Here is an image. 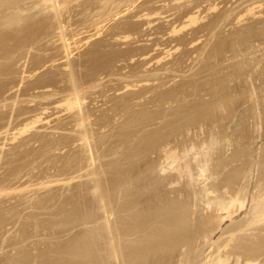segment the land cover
Masks as SVG:
<instances>
[{"label": "rangeland", "instance_id": "rangeland-1", "mask_svg": "<svg viewBox=\"0 0 264 264\" xmlns=\"http://www.w3.org/2000/svg\"><path fill=\"white\" fill-rule=\"evenodd\" d=\"M3 1L0 0V189L2 188L0 190V264H122L119 252H122L121 248L124 244L121 235L125 234L122 232L125 224L128 225L125 231H132V228L134 231V228L140 231L143 238V241L141 237L139 238L140 245L147 242L145 245L149 246L147 249L144 244L142 247L138 245L141 247V249L139 247L140 255H144L140 256L141 258L150 256L151 259L155 251L156 254L158 253L157 256L160 254L162 256L164 245L160 246L161 242H158L161 239L162 242L165 241V246L171 244V248L165 247L167 251L173 250L174 247L176 252V244L185 242L180 240L187 239L189 242L188 238L192 236L196 239V234L202 233V236H198L199 239H193V244L199 240L198 244L196 243L197 248L191 243L194 249L190 246L191 248L187 250L188 253L189 250L190 253L192 252V256L185 253L187 248L185 251L183 249L188 246L182 245L183 248L178 246L183 249L182 253L189 256L188 258H196V262L193 259L195 264H210L215 256L221 254L223 256L219 257L225 258L223 262H226L228 256L231 261L227 259L232 262L227 261L224 264H246L247 261H251L248 260L250 256L245 255L247 252L250 255L249 251H252L251 257L254 256L251 262L254 264L260 261L257 264H262L264 228L261 225L259 228V224L258 227L252 226L261 216L264 217V213L257 214L258 217L254 215L256 218H252L254 206L260 201L251 200L259 197L260 192L263 193L259 199L264 194L262 188L264 186V174H262L264 173V0H49L50 2L20 0L22 3L19 0ZM14 1L16 3L12 5ZM2 2L5 5L8 2V5L5 6ZM19 7L20 12H25L23 15L18 14ZM17 17L21 18H18L20 23ZM60 32L63 35H59ZM65 39L67 44L70 43L68 44L70 48L68 45L63 48ZM67 52L70 53L69 56ZM74 88L78 93L75 92L76 90L72 91ZM72 93L80 96L83 101H80V107H75L74 110L67 105L68 100L74 99ZM85 134L87 141L83 138ZM212 142L216 143V146L212 145ZM204 143L216 148L211 146L206 148ZM182 147L185 153L182 152ZM166 150L175 151V159L184 158L182 161L184 163L188 161L191 169L194 168L197 172L193 169L186 172L188 170L182 164V158L176 159L181 162L182 166L179 167L184 168L180 169L185 174L179 179L181 170L177 169L180 172L178 173L175 169L180 163H173L174 157H170L173 161L170 158L166 159ZM147 156L149 160L147 166L143 161L144 167H141L140 163L143 159L139 158L143 157L146 160ZM206 156L210 161L203 162V165L200 161ZM169 159L172 163H169ZM197 161L201 164L199 165ZM256 162L261 164L258 165ZM132 164H135L136 168L139 165L138 169L148 167L149 169L144 170V174L146 170L149 171L150 173H147L150 179L152 177L154 180L149 179L148 182H151L149 186L146 183V186L150 187L149 190H145L146 186L139 188L141 186L138 184L139 191H137V187L134 188L137 185L134 183L135 179L132 181L128 175L127 180L136 184L131 186L132 182H129L132 189H135V196H132L133 191L124 190L128 187L122 186L125 178L123 175H134L141 184L143 180L147 182L149 177L147 174L146 180H142L145 177L142 169L137 170ZM201 165L206 166L208 171L203 172V169L207 170V168L202 166V169ZM219 165L220 168H217ZM169 166H173L170 167L173 169L170 170ZM127 168L130 172L126 173L128 171L125 170L126 174L122 173ZM133 168L140 176L143 175L142 178L138 177L140 180L135 170L132 171ZM168 172H175L176 178L167 180L169 177L172 179L175 177L173 173L172 176H168L170 174ZM190 172L193 173L192 176ZM209 172H211L210 176ZM221 172H224L225 177ZM186 173L190 176L189 179ZM166 174L168 177H164ZM161 176L167 178L165 179L167 181L165 182ZM159 177L165 182L162 183L161 180L162 185L159 184ZM192 178L196 185H193ZM197 180L199 182H196ZM203 180L204 182H201ZM96 183L99 188L98 194L97 191L93 192ZM210 185L214 187L218 185L219 190L214 187L209 188ZM157 186L160 190H165V194L168 193V197L166 196L168 201L165 200L164 193L161 195L165 198H159L161 196L156 189ZM3 189L6 191L3 192ZM140 189L144 190L140 191ZM205 189H208L206 193L212 189V192L208 193L211 196L209 199ZM153 190L156 191L155 196L159 193L156 196L159 201L154 197L150 198L153 196ZM144 191L146 194L149 192V199L152 201V203L149 201V205L155 207L159 206L158 203L162 205L160 208L156 207L157 211L152 213L155 207L151 206V209L148 204H144L143 208L142 202H137L138 207L142 204V207L136 209L141 215L137 212V218L134 216L128 218L130 212L127 213L125 209H128L131 201ZM257 193L259 195H256ZM147 195H142V198L138 196L137 200L142 199L145 202L144 197ZM229 195L230 197L233 195L239 201L244 200L246 208L244 207L241 213L237 210L239 205L236 203L238 208L231 209L232 216L233 211L235 216L232 217V221L223 219L225 222L220 217L223 216V208H227L234 198L231 197L229 201ZM215 196H218L217 203L214 200ZM124 197L132 199L130 201L128 199L130 204ZM221 198L224 200L223 205L226 203L225 207L219 206L223 203ZM154 200L155 203L158 201L156 205L153 204ZM251 202L255 203L254 206ZM125 203H128V207ZM163 205L168 207L163 208ZM212 205L213 207L216 205V208ZM146 207L151 211H147ZM176 211L179 214L175 213ZM165 212H169L167 214L170 218ZM190 213L197 216L193 217ZM174 215L176 217L179 215L180 218L177 219ZM159 217L161 219L163 217V221ZM212 217L216 218V222ZM246 217L252 218L249 221L253 225L247 222L248 227L251 225L248 229L252 228L251 232L244 230L245 233L250 232V234L241 232L243 226L240 225L248 220ZM221 220L224 222H222L223 226ZM262 220L264 221V218L260 221ZM175 221L179 222L178 225ZM130 223L132 224L129 225ZM108 229L114 232L110 236L115 241L113 244L118 251L116 253L118 260L115 259L117 257L115 253L107 252L109 251L107 249H110V244H107L109 236L105 237L109 233ZM161 230L163 233L166 231L167 235ZM190 231L193 234L196 231L197 233L193 236ZM102 232L105 233L104 236ZM188 234H191L190 237ZM178 235L183 238H177ZM167 237L168 239H164ZM252 237L258 241L254 239L253 246L250 243ZM124 238L126 241L127 238L133 237L125 235ZM146 238L148 239L144 241ZM235 238L238 239L234 240ZM152 240L157 241L156 245H159L156 247L155 242H150ZM204 243L208 244L204 245ZM240 243L243 246H240ZM249 243L251 245H248ZM255 245L259 247L263 245L261 247L263 250L259 247L255 248ZM226 246L233 250L227 247L228 250ZM158 248L163 251L157 250ZM198 248H201L199 252ZM254 250L259 253H255ZM201 251L203 256L200 255ZM173 252L174 250L170 254ZM178 252L173 253L176 254L174 257L182 256L178 255ZM241 253L246 263L242 260L244 258L241 257ZM197 254L200 257H197ZM235 254L242 258L241 262H236ZM186 256L183 255L179 259L182 260ZM176 257V261L173 259L170 264L182 263L177 261L179 259ZM149 258L147 260L150 262ZM188 258L184 260H190ZM192 258L190 261H193ZM194 262L190 263L194 264ZM183 263L185 264V261Z\"/></svg>", "mask_w": 264, "mask_h": 264}, {"label": "bare ground", "instance_id": "bare-ground-1", "mask_svg": "<svg viewBox=\"0 0 264 264\" xmlns=\"http://www.w3.org/2000/svg\"><path fill=\"white\" fill-rule=\"evenodd\" d=\"M2 1H3V0H2ZM7 1H8V0H7ZM16 1H17V0H16ZM19 1H20V0H19ZM22 1H23V0H22ZM42 1H43V0H42ZM46 1H47V0H46ZM51 1H52V0H51ZM75 1H76V0H75ZM78 1H79V0H78ZM103 1H104V0H103ZM112 1H113V0H112ZM3 2H5V1H3ZM3 2H2V3H3ZM10 2H11V0H10ZM20 2H21V1H20ZM20 2H18V4H20ZM48 2H50V1L48 0ZM53 2H55V1H53ZM15 3H16V2L14 1V3H12V5L15 4ZM21 3H22V2H21ZM55 3H56V2H55ZM105 3H106V2H105ZM3 4H4V3H3ZM18 4H17V5H18ZM33 4H34V3H33ZM47 4H48V3H47ZM103 4H104V3H103ZM4 5H5V4H4ZM6 5H8V2H7ZM6 5H5V6H6ZM12 5H11V6H12ZM17 5H16V6H17ZM20 5H21V4H20ZM36 5H38V7H39V4H38V3H37ZM45 5H46V3H45ZM56 5H57V4H56ZM62 5H63V4H62ZM9 6H10V5H9ZM16 6H14V7L16 8ZM40 6H41V5H40ZM54 6H55V5H54ZM105 6H107V5H105ZM105 6H104V7H105ZM17 7H18V6H17ZM42 7H43V6H42ZM47 7H48V6H47ZM51 7H53L52 4H51ZM57 7H58V6H57ZM57 7H56V9H58ZM107 7H108V6H107ZM7 8H8V6H7ZM17 9H18V12H20L21 8L19 7V8H17ZM19 9H20V10H19ZM35 9H37L36 6H35ZM50 9H51V8H50ZM53 9H55V8H53ZM59 9H60V8H59ZM100 9H101V8H100ZM27 10H28V9H27ZM48 10H49V9H48ZM102 10H103V9H102ZM111 10H112V9H111ZM8 11H9V10H8ZM16 11H17V10H16ZM22 11H23V10H22ZM25 11H26V10H25ZM46 11H47V10H46ZM54 11H55V10H54ZM44 12H45V11H44ZM109 12H110V11H109ZM15 13H16V12H15ZM24 13H25V12H23V13L20 12V13H18V14H22V15H23ZM110 14H111V13H110ZM53 15H54V14H53ZM106 15H107V14H106ZM19 16H20V15H19ZM148 16H149V15H148ZM20 17H21V16H20ZM20 17H17V18H16V19L18 20L19 23L21 22V21H19V20L21 19ZM104 17H105V16H104ZM107 17H108V16H107ZM18 18H20V19H18ZM25 19H26V18H25ZM103 19H104V18H103ZM23 20H24V19H23ZM23 20H22V21H23ZM14 21H15V20H13V22H14ZM27 21H28V19H27ZM23 22H24V21H23ZM58 22H59V21H58ZM7 23H8V22H7ZM9 23H10V21H9ZM9 23H8V24H9ZM14 23H16V22H14ZM19 23H17V25H18ZM60 23H61V21H60ZM60 23H59V24H60ZM3 24H4V23H3ZM11 24H12V23H11ZM21 24H22V23H21ZM14 25H15V24H14ZM19 25H20V24H19ZM66 25H67V24H66ZM4 26H6V25H4ZM4 26H3V27H4ZM20 26H21V25H20ZM60 26H61V25H60ZM10 27H11V26H10ZM10 27H9V28H10ZM7 28H8V27H7ZM12 28H13V26H12ZM62 28H64V27L62 26ZM15 29H16V28H15ZM15 29H14V30H15ZM18 29H19V28H18ZM59 29L61 30V28H59ZM14 30H13V31H14ZM7 31H8V30H7ZM10 31H11V30H10ZM63 31H64V30H63ZM64 33H65V32H64ZM59 35H63V34H61V32H60ZM64 35H65V34H64ZM8 36H9V35H8ZM64 38H66V37L64 36ZM63 40H64V39H63ZM61 41H62V38H61ZM65 42H66V39H65ZM63 44H64V46L62 45L63 48H64L65 46H67L68 44L70 45V43L67 44V42H66V43L63 42ZM69 45H68V47L70 48ZM31 47H32V46H31ZM65 48H66V47H65ZM67 49H68V48H67ZM67 49H66V51H67ZM64 50H65V49H64ZM30 51H31V50H30ZM30 51H29V52H30ZM66 51H65V52H66ZM68 51H69V50H68ZM66 54L68 55V54H70V53L67 52ZM24 55H25V54H24ZM68 56H69V55H68ZM27 58H28V57H27ZM22 61H23V60H22ZM25 63H26V62H25ZM23 73H24V72H23ZM71 79H72V78H71ZM72 82H73V81H72ZM74 86H75V85H74ZM75 90H76V91H75ZM72 91L77 92V89L74 88V90H72ZM67 93H68V92H67ZM73 93H74V92H73ZM73 93H72V94H73ZM77 93H78V92H77ZM77 93H75V94H77ZM79 93H80V91H79ZM70 94H71V93H70ZM78 95H79V94H78ZM70 96H71V95H70ZM74 96H75L74 94H73V97L71 96V97L74 98V99H72V100H68L69 102L67 101V102H68V104H67L68 107H69L70 109L73 108L72 110H74L75 107H80L79 103H80V101H82L80 96H79L80 99H79V97H78L77 95H76L75 97H74ZM67 97H68V96H67ZM48 98H49V97H48ZM50 98H51V97H50ZM69 99H71V98L69 97ZM66 100H67V99H66ZM45 101H46V100H45ZM82 102H83V101H82ZM81 104H82V103H81ZM78 109H79V108H78ZM45 110H46V109H45ZM79 110H80V109H79ZM70 111H71V110H70ZM130 111H131V110H130ZM12 115H13V114H12ZM81 115H82V114H81ZM82 116H83V115H82ZM36 117H37V116H36ZM40 119H41V118H40ZM80 120H81V119H80ZM82 120H83V119H82ZM28 122H29V121H28ZM32 122H33V121H32ZM34 122H38V121H34ZM34 122H33V123H34ZM33 123H32V124H33ZM79 123H82V122H79ZM85 123H86V122H85ZM85 123H84V124H85ZM23 125H24V124H23ZM29 125H31V124H29ZM33 125H34V124H33ZM36 125H37V123H36ZM82 125H83V123H82ZM7 127H8V126H7ZM23 127H24V126H23ZM78 127H80V125H79ZM78 127H77V129H80V128H78ZM28 128H29V126H28ZM28 128H26V129H28ZM21 129H22V127H21ZM81 129H82V128H81ZM83 129H84V126H83ZM29 130H30V129H29ZM85 130H86V129H84V132H85ZM6 131H7V129H6ZM24 131H25V130H24ZM27 131H28V130H27ZM30 131H31V130H30ZM80 131H81V130H80ZM22 132H23V131H22ZM25 132H26V131H25ZM2 133H3V132H2ZM5 133H6V132H5ZM7 133H8V132H7ZM86 133H87V132H86ZM19 134H21V132H19ZM22 134H23V133H22ZM83 134H84V133H83ZM80 135H81V134H80ZM10 136H11V135H10ZM10 136H9V137H10ZM84 136H85V137H83V138H84V141H85V140L87 141L86 134H85ZM87 136H88V135H87ZM20 137H21V136H20ZM15 138H16V137H15ZM111 138H112V137H111ZM5 140H6V139H4V141H5ZM81 140H82V139H81ZM226 140H227V139H226ZM6 141H7V140H6ZM82 141H83V140H82ZM9 142H10V141H9ZM208 142H209V141H208ZM208 142H207V143H208ZM0 143H1V142H0ZM90 143H91V142H90ZM212 143H213V142H212ZM212 143H210V144H212ZM256 143H257V142H256ZM204 144H205V143H204ZM215 144H216V143H213L212 145H215ZM182 145H183V144H182ZM193 145H194V144H193ZM205 145H206V144H205ZM212 145H209V144H208L209 147L211 146V147L214 148V147L216 146V145H215V146H212ZM188 146H189V145H188ZM206 146H207V145H206ZM206 146H205V147H206ZM208 146H207L206 148H208ZM0 147H1V146H0ZM245 147H246V146H245ZM88 148H89V147L87 146L86 149H88ZM185 148H186V147H185ZM200 148H201V147H200ZM215 148H216V147H215ZM174 149H175V148H174ZM218 149H219V148H218ZM181 150H182L183 153H185V151H183V147H182ZM186 150H187V148H186ZM211 150H212V148H211ZM211 150H208V152L211 151ZM166 151H167V153H165V154H166L165 157L167 156L166 159L175 156V154H174L175 151H174V150H173L174 152H172V151L170 152V151H168V150H166ZM187 151H188L187 153H189V150H187ZM200 151H201V150H200ZM205 151H207V150L205 149ZM182 152H180V155H181ZM191 152H192V151H191ZM214 152H215V150H214ZM199 153H200V152H199ZM202 153H203V152H202ZM210 153H211V152H210ZM210 153H209V154H210ZM212 153H213V152H212ZM176 154L178 155V152H176ZM193 154H194V151H193ZM226 154H227V153H226ZM195 155H197V154L195 153ZM199 155H200V154H199ZM207 155H208V154H207ZM0 156H1V155H0ZM181 156H182V155H181ZM185 156H187V155H185ZM189 156H190V154H189ZM193 156H194V155H193ZM197 156H198V155H197ZM219 156H220V155H219ZM254 156H255V155H254ZM144 157H145V156H144ZM162 157H163V156H162ZM162 157H161V158H162ZM176 157H177V156H176ZM198 157H199V156H198ZM201 157H202V155H201ZM208 157H209V156H208ZM212 157H213V156H212ZM212 157H211V158H212ZM258 157H259V159L261 160L260 155H259ZM258 157H257V158H258ZM262 157H263V156H262ZM138 158H139V157H138ZM180 158H182V157H180ZM180 158L178 157V158H176V159H179V160H180ZM188 158H189V157H188ZM206 158H207V156L204 158L203 161H200V160H199V161L203 164V162H206V161H208V160L210 159V158H209V159L207 160ZM135 159H137V158H135ZM139 159H143V160H141V163H140L141 167H142V166L144 167L143 164H145V165L147 166V161H149V160H147V159H148V156H147L146 160H144L143 157H142V158L140 157ZM163 159H165V158H163ZM166 159H165V162H166ZM170 159H171L172 161H173V159H174L173 163H180V164L177 165L178 167H179L180 165L182 166V164H184L185 169L188 170V171L185 170L186 172H189V169H190V171H191L192 169H193V171H196V170H194V168L191 169V167H190L191 164H189L188 161L186 162V160H185L186 163H184V162L182 161L184 158L181 159V161L183 162L182 164H181V162H180L179 160L177 161V160L175 159V157H174L173 159H172V158H170ZM170 159H169V163H172V161H171ZM195 159H196V158H195ZM199 159H200V157H199ZM255 159H256V158H255ZM263 159H264V158H263ZM137 160H138V159H137ZM151 160H152V159H151ZM192 160H194V159L192 158ZM212 160H213V158H212ZM143 161L146 162V163H143V164H142ZM162 161H163V160H162ZM199 161H197V163H198ZM209 161H210V160H209ZM209 161H208V162H209ZM261 161H262V160H261ZM137 162L139 163V160H138ZM153 162H154V161H153ZM200 162H199V165L201 164ZM211 162H212V161H211ZM263 162H264V161H263ZM130 163H131V162H130ZM138 163H137V164H138ZM169 163H168V164H169ZM190 163H191V162H190ZM213 163H214V161H213ZM243 163H244V162H243ZM254 163H255V162H254ZM256 163H258V162H256ZM124 164H125V162H124ZM124 164H122V165H124ZM127 164H129V163H127ZM127 164H126V165H127ZM135 164H136V163H135ZM135 164H134V165H135ZM137 164H136V165H137ZM168 164H167V165H168ZM194 164H196V163H194ZM260 164H261V162L258 163V165H260ZM126 165H125V166H126ZM130 165H131V164H130ZM130 165H128V166H130ZM134 165L132 164V166H134ZM136 165H135V167H134L135 169H137V170L142 169V168H139V169H138V166H139V165H138L137 168H136ZM149 165H150V164H149ZM149 165H148V166H149ZM161 165L163 166L164 163L161 164ZM172 165H173V164H172ZM203 165H204V164H203ZM203 165H201L200 167L202 168ZM213 165H214V164H213ZM213 165H211V166H213ZM258 165H257V166H258ZM262 165H263V164H262ZM146 166H145V168H143V169L141 170V171L143 172V174H144V170H145V169H149L148 167L146 168ZM195 166H196V165H195ZM197 166H198V165H197ZM216 166H217V165H216ZM254 166H255V165H254ZM263 166H264V165H263ZM122 167H123V166H122ZM139 167H140V166H139ZM170 167H173V166H169L168 168L170 169ZM175 167H176V166H175ZM178 167L175 169L176 171H178L177 169H180V168L184 169L183 167H179V168H178ZM198 167H199V166H198ZM204 167H206V166H203V168H204ZM258 167H259V166H258ZM258 167H257V169H258ZM129 168H130V167H129ZM134 168H133L132 171L135 170ZM203 168H202V169H203ZM206 168H207V167H206ZM214 168H215V167H214ZM217 168H220V165H219ZM253 168H255V167H253ZM261 168H262V166H261ZM122 169H123V168H122ZM172 169H173V168H172ZM172 169H170V170H172ZM125 170L128 171V172H126ZM137 170H135L134 172L137 173V172H138ZM161 170H162V172H163V168H162ZM180 170H181V169H180ZM203 170H204L203 172L208 171V168H207V170H206L205 168H204ZM209 170H210V169H209ZM212 170H213V169H212ZM214 170H215V169H214ZM251 170H252V168H251ZM251 170H250V171H251ZM255 170H256V169H255ZM121 171H122V170H121ZM123 171H124V172H122V173H125V172H126V173H129V172H130V171L128 170V168H127V169H124ZM173 171H174V170H173ZM185 171H184V172H185ZM218 171H219V170H218ZM218 171H217V172H218ZM224 171H225V170H224ZM250 171H249V172H250ZM134 172H131V173H134ZM139 172H140V171H139ZM147 172L150 173L149 171L146 170V174H144V176H145L144 178H142L143 175H141V176H142V177H141L140 174L137 173V175H138L137 178H138V177H139V178H142V180L145 179V178H147V177H146L147 174H148ZM159 172H160V171H159ZM164 172H165V169H164ZM170 172H171V171H170ZM170 172H168V173H170ZM182 172H183V171L181 170V173H182ZM196 172H197V171H196ZM217 172L215 173L216 175H217ZM225 172H226V171H225ZM251 172H253V171H251ZM254 172H255V171H254ZM254 172H253V173H254ZM260 172H261V171H260ZM263 172H264V171H263ZM94 173H95V171H94ZM126 173H125V174H126ZM136 173H135V174H136ZM172 173H173V172H172ZM172 173H170L169 175L166 174V175H164V177H166L167 175H168V176H170V175L172 176L173 174H174V176H175V172H174L173 174H172ZM178 173H180V172L178 171ZM178 173H177V174H178ZM200 173H201V172H200ZM210 173H211V172L208 173L209 176H210ZM221 173H222V172H221ZM223 173H224V172H223ZM223 173H222V175H224V177H225V174H223ZM255 173H256V172H255ZM92 174H93V173H92ZM153 174H154V173H153ZM153 174H151V176H152ZM177 174H176V175H177ZM183 174H184V173H182L181 175L179 174L180 176H178V178L181 177ZM191 174H193V173L190 172V175H191ZM208 174H207V175H208ZM213 174H214V172H213ZM219 174H220V173H219ZM251 174H252V173H251ZM259 174H260V173H259ZM262 174H264V173H262ZM122 175H123V174H122ZM128 175L130 176V179H131V180H132V179H133V180L135 179V180H134V181H135L134 183H136L137 185L134 184V183L132 182L133 180H132V181L130 180V181L132 182V184L130 183L131 186L136 185V186H134V188L137 187L138 184H139V186H141V187H139V188H144L143 186H146V185H147L146 183H148V186L151 185V182H148L149 179H150V175H149V174H148V177H149V178L147 179V182L143 180V181L145 182V184H144V182L142 181V184H144V185L141 184V181H139V182H140V183H139V182L137 181V179L135 178L136 176H134V175H131V174L123 175V176H125V178L122 177V178H124V180H123L124 182H123L122 186L125 185V187H128V188H126V189L124 188V190L129 189V191H131V192L133 191L132 193H134V194H132V193L129 192V194H132V196H133V195L135 196L136 193H135V191H134L135 189L133 190L132 187L129 185V182H130V181L127 180V179H129V178H128V177H129ZM154 175H155V174H154ZM160 175H161V174H160ZM162 175H163V174H162ZM186 175H187V173H186ZM194 175H195V174H194ZM199 175H200V174H199ZM202 175H203V173H202ZM202 175H200V176L202 177ZM248 175H249V174H248ZM96 176H97V175H96ZM127 176H128V177H127ZM131 176H134V177L131 178ZM156 176H157V175H156ZM168 176H167V177H168ZM184 176H185V174H184ZM184 176H182V177H184ZM187 176H188V175H187ZM187 176H186V177H187ZM191 176H192V175H191ZM230 176H231V175H230ZM261 176H262V175H261ZM263 176H264V175H263ZM47 177H48V176H47ZM47 177H46V178H47ZM126 177H127V178H126ZM164 177L161 176V178L165 181V179H167V178H164ZM182 177H181V179H182ZM189 177H190V176H188L187 179H189ZM216 177H217V176H216ZM216 177H213V178H216ZM258 177H260V176L258 175ZM79 178H80V177H79ZM95 178H97V177H95ZM139 178H138V180H140ZM155 178H156V177H155ZM161 178L159 177V181H160L159 184H160V185H162V184H161V180H162ZM174 178H176V176L173 177V179H172L171 177H169V179H167V180H170V179H171V180H174ZM193 178H194V176H193ZM193 178H192V182H193ZM208 178H209V177H208ZM230 178H231V177H230ZM157 179H158V177H157ZM179 179H180V178H179ZM179 179H178V180H179ZM187 179H186V180H187ZM194 179H195V178H194ZM205 179H206V177H205ZM211 179H212V177H211ZM216 179H217V178H216ZM232 179H233V178H232ZM145 180H146V179H145ZM150 180H151V181H154V180L152 179V177H151ZM155 180H156V179H155ZM163 180H162V183L164 182ZM167 180H166V181H167ZM201 180H202V179H201ZM207 180H208V179H207ZM228 180H229V179H228ZM244 180H245V179H244ZM254 180H255V179H254ZM99 181H100V180H99ZM126 181H127V182H126ZM156 181H158V180H156ZM159 181H158V182H159ZM166 181H165V182H166ZM182 181H184V180H182ZM259 181H260V179H259ZM261 181H262V180H261ZM137 182H138V183H137ZM165 182H164V183H165ZM171 182H172V181H171ZM196 182H199V181L197 180ZM201 182H204V180L201 181ZM207 182H208V181H207ZM209 182H210V179H209ZM227 182H228V181H227ZM263 182H264V181H263ZM121 183H122V182H121ZM149 183H150V184H149ZM154 183H155V182H154ZM175 183H176V180H175ZM183 183H184V182H183ZM205 183H206V181H205ZM215 183H216V182H215ZM221 183H224V182H221ZM43 184H44V183H43ZM96 184H97V183H96ZM96 184H95V185H96ZM133 184H134V185H133ZM140 184H141V185H140ZM156 184L158 185L157 182H156ZM170 184H171V183H170ZM181 184H182V182H181ZM190 184H191V183H190ZM194 184H195V183L193 182V185H194ZM207 184H208V183H207ZM209 184H210V183H209ZM261 184H262V183H261ZM263 184H264V183H263ZM32 185H33V184H32ZM99 185H100V184H99ZM126 185H128V186H126ZM177 185H179V182H178ZM177 185H176V187H177ZM195 185H196V184H195ZM202 185H203V184H202ZM218 185H219V184H218ZM218 185H216V187L210 185L209 188H210V187H214V188L217 190V189H218ZM222 185H223V184H222ZM226 185H227V184H226ZM245 185H246V184H245ZM18 186H19V185H18ZM97 186H98V184L95 186V188H94L95 191H93V192L95 193V192L97 191V194H98L99 190H97V189H99V188H98ZM129 186H130V187H129ZM152 186H153V184H152ZM154 186H155V185H154ZM154 186H153V187H154ZM172 186H173V183H172ZM186 186H187V184H186ZM186 186H184V187H186ZM191 186H192V185H191ZM227 186L229 187V185H227ZM96 187H97V188H96ZM146 187H147V186H146ZM146 187H145V188H146ZM180 187H181V186H180ZM188 187H189V186H188ZM223 187H224V186H223ZM68 188H69V187H68ZM154 188H155V187H154ZM209 188H208V189H209ZM214 188H212V189L214 190ZM234 188H235V187H234ZM259 188H261V185L259 186ZM262 188H264V186H263ZM1 189H2V188H1ZM1 189H0V190H1ZM12 189H13V188H12ZM81 189H82V188H81ZM94 189H93V190H94ZM131 189H132V190H131ZM147 189L149 190L150 187H147L145 190H147ZM156 189H157V191L160 193V196H161V197H159L160 199H164L166 196L168 197V193L165 194V192H164L165 190H164V191H163V190H160V187L158 188V186L156 187ZM156 189H155V190H156ZM163 189H164V188H163ZM168 189H169V188H168ZM189 189H190V188H189ZM208 189H205L206 191L204 190L205 193L207 192ZM212 189H210L211 191L209 190L208 193H211V192H212ZM3 190H4V189H3ZM3 190H2V191H3ZM100 190H101V189H100ZM143 190H144V189H143ZM143 190L140 189V191H143ZM181 190H182V189H181ZM185 190H186V189H185ZM216 190H214V191L216 192ZM218 190H219V189H218ZM218 190H217V191H218ZM235 190L237 191L236 188H235ZM2 191H1V192H2ZM5 191H6V190H4L3 192H5ZM9 191H10V190H9ZM120 191H121V190H120ZM127 191H128V190H127ZM137 191H139V190H138V187H137ZM137 191H136V192H137ZM161 191H162V192H161ZM167 191H168V190H166V192H167ZM175 191H176V190H175ZM182 191H183V190H182ZM182 191H181V193H182ZM188 191H189V190H188ZM188 191H187V192H188ZM192 191H195V190H193V188H192ZM192 191H191V192H192ZM204 191H203V192H204ZM224 191H225V190H224ZM224 191H223V192H224ZM233 191H234V190H233ZM258 191H259V189H258ZM261 191H262V190H261ZM101 192H102V191H101ZM122 192H125V191H122ZM144 192H145V193H144ZM144 192H143V194H142V192H141V194H142L143 196H144V195L146 196V195L149 193V192H148V193L146 194V191H144ZM152 192H154V190H153ZM152 192H150V195L152 194ZM155 192H156V191H155ZM155 192L153 193V196H151L150 198H152V197H154V199L158 198V197H156V196L159 195V193L157 192L158 194L155 196ZM172 192H173V191H172ZM177 192H178V191H177ZM177 192H176V193H177ZM189 192H190V191H189ZM226 192H227V191H226ZM238 192H239V191H238ZM238 192H236V194H238ZM137 193H138V192H137ZM163 193L165 194V197L163 196L164 198H163L162 195H161V194H163ZM195 193H196V191H195ZM205 193H204V194H205ZM208 193H206V194H208ZM213 193H214V192H213ZM213 193H212V194H213ZM239 193H240V192H239ZM258 193H259V192H258ZM258 193H257L256 195H259L260 193H261L260 195H262L263 192H260L259 194H258ZM99 194H100V193H99ZM122 194L125 195L124 193H122ZM126 194H127V192H126ZM129 194H128V195H129ZM141 194L138 195L140 198L143 197ZM164 194H163V195H164ZM186 194H187V193H186ZM197 194L199 195V193H197ZM214 194H216V193H214ZM226 194H227V193H226ZM226 194H225V195H226ZM245 194H246V193H245ZM100 195H101V194H100ZM119 195H120V194H119ZM140 195H141L142 197H141ZM178 195H179V194H178ZM180 195H181V194H180ZM184 195H185V194H183V196H184ZM187 195H188V194H187ZM187 195H186V197H187ZM208 195H209V194H208ZM233 195H234V194H233ZM233 195H232L231 197H234V196H235V195H234V196H233ZM238 195H239V194H238ZM238 195H237V196H238ZM240 195H241V194H240ZM240 195H239V196H240ZM260 195H259V197H260ZM120 196H121V195H120ZM126 196H127V195H126ZM129 196L131 197V195H129ZM138 196H136L135 199H133V201H131V202H132L131 204L128 202V199H129V201L132 200V199H131V198L126 199V198L124 197V199H126V201L131 205L128 209H125V207H124V209L128 211L127 213L130 212L129 214H130L131 216L128 215V218H133V216H134V218H137V217H138V216L136 217V214H137V212H138V211H136V209H137V207H138V203H140V201H141L142 204H143V205H142V204H139L140 207L143 206V208H144V207H145L144 204H148L147 206H150L149 208H151V206H152L153 208L155 207V206L152 205V204L149 205L150 203H152L151 199H149V194L147 195L148 198H147V197H144V198H146V200H148V201H147L148 203L146 202V200H145V202H144V200H142V199H141V200H137V199H138ZM188 196H189V195H188ZM201 196H202V195H201ZM204 196H205V195H204ZM227 196H228V195H227ZM244 196H245V195H244ZM246 196H247V194H246ZM8 197H9V196H8ZM96 197H97V196H96ZM98 197H99V196H98ZM121 197H122V196H121ZM121 197H120V198H121ZM127 197H128V196H127ZM167 197L165 198V200H167ZM170 197H171V196H170ZM176 197H177V196H176ZM181 197H182V196H181ZM205 197H206V196H205ZM210 197H211V196L209 195L208 199H209ZM217 197H218V196H215V197H214V198H215L214 200H216V203H217V201H218V200L216 199ZM219 197H220V196H219ZM223 197H224V196H222V198H223ZM229 197H230V195H229ZM231 197L228 199L229 201H231ZM235 197H236V196H235ZM235 197L232 198L233 200L229 203V206H228L227 208L225 207V206H226V203H225V205H223V204H224V202H223L224 200L221 198V199H222L221 201H222L223 203H220V204H222V205L219 204V206H223V207H225V208H223L224 213H223L222 210L220 209V210H221V213H223V216L220 217V219L222 218V220L225 219L226 221H227V219H230V220H231L232 217L235 216V211H233V212H234V213H233L234 215L232 216V210H231V209L235 210V209H237L238 207H239V208H238L237 210H238L239 212L242 213L243 208L246 206V204H245L246 202L243 200L244 198L242 199L243 201H239V200L235 199ZM247 197H248V196H247ZM250 197H251V196H250ZM252 197H253V196H252ZM259 197L257 196V198H254L253 200H251V201H254V200L256 199L254 202H259V201H260L258 204L256 203V206H254V204H255L254 202H253L254 204L251 202V203L253 204V206L255 207V209H253V211H254V210H255V211L252 212L251 216H252V215H253V216H254V215L257 216V214H259V215L261 214V215H262V214L264 213V203H263V202H264V198H263V197H264V194H263V196L260 198L261 200L259 199ZM100 198H101V196H100ZM132 198H133V197H132ZM144 198H143V199H144ZM179 198H180V197H179ZM224 198H225V197H224ZM226 198H228V197H226ZM236 198H237V197H236ZM241 198H242V197H241ZM245 198H246V197H245ZM262 198H263V199H262ZM121 199H122V198H121ZM152 199H153V198H152ZM160 199H159V200H160ZM169 199H170V198H169ZM180 199H181V198H180ZM188 199H190V198H188ZM202 199H203V198H202ZM212 199H213V198H212ZM219 199H220V198H219ZM234 199H235V200H234ZM257 199H259V200L257 201ZM156 200H158V199H156ZM159 200H158V201H159ZM170 200H171V199H170ZM170 200H169V201H170ZM183 200H184V199H182V202H183ZM186 200H187V199H186ZM205 200H206V199H205ZM210 200H211V199H210ZM246 200H247V199H246ZM262 200H263V202H262ZM119 201H120V199H119ZM149 201H151V202L149 203ZM158 201L155 203V200H154V203H153V204L156 205V204L158 203ZM167 201H168V200H167ZM177 201H178V199H177ZM203 201H204V200H203ZM203 201H202V203H203ZM221 201H220V202H221ZM229 201H228V202H229ZM238 201H239V202H238ZM249 201H250V199H249ZM133 202H134V203H133ZM137 202H138V203H137ZM178 202H179V201H178ZM182 202H181V203H182ZM206 202H207V200H206ZM210 202H211V201H210ZM244 202H245V203H244ZM247 202H248V201H247ZM120 203H121V202H120ZM123 203H124V201H123ZM123 203H122V204H123ZM128 203H125V205H127V207H128ZM162 203H164V201H163ZM166 203H167V202H166ZM218 203H219V202H218ZM236 203H237V205H239L238 207H236V206H237ZM97 204H98V203H97ZM158 204H159V206L157 205L156 207L160 208V206H161L162 204H160V203H158ZM169 204H170V202H169ZM179 204H180V203H179ZM184 204H185V202H184ZM208 204L211 205V203H208ZM212 204H213V202H212ZM249 204H250V203H249ZM141 205H142V206H141ZM216 205L218 206V204H216ZM216 205H215V206H216ZM247 205H248V204H247ZM250 205H251V204H250ZM120 206H121V205H120ZM163 206H164V205H163ZM166 206H167V205H166ZM166 206H164L163 208H165ZM178 206H181V205H178ZM186 206H188V205H186ZM194 206H195V205H194ZM215 206H214V207H215ZM251 206H252V205H251ZM118 207H119V206H118ZM140 207H138V208H140ZM156 207H155L154 211H152V213H153V212L155 213V210L157 211ZM167 207H168V206H167ZM183 207H184V206H183ZM212 207H213V205H212ZM214 207H213V208H214ZM98 208H99V207H98ZM102 208H103V207H102ZM119 208H120V207H119ZM146 208L148 209L147 211L150 210L148 207H146ZM169 208H170V206H169ZM181 208H182V207H181ZM193 208H194V207H193ZM195 208H196V207H195ZM215 208H216V207H215ZM220 208H221V207H220ZM245 208H246V207H245ZM245 208H244V209H245ZM248 208H249V207H248ZM103 209H104V208H103ZM151 209H152V208H151ZM186 209H187V208H186ZM186 209H184V210H186ZM211 209H212V208H211ZM251 209H252V208H251ZM105 210H106V209H105ZM105 210L103 211L104 213L106 212ZM116 210H117V209H116ZM122 210H123V209H122ZM122 210H121V211H122ZM161 210H162V209H161ZM164 210H165V209H164ZM174 210H175V209H174ZM179 210H181V209H178V211H179ZM212 210H214V209H212ZM215 210H216V209H215ZM220 210H219V211H220ZM246 210H247V209H246ZM131 211H132L133 213H132ZM141 211H143V210L141 209ZM141 211H140V212H141ZM150 211H151V210H150ZM188 211H189V210H188ZM208 211H209V210H208ZM210 211H211V210H210ZM123 212H124V211H123ZM123 212H122V213H123ZM125 212H126V211H125ZM143 212H144V211H143ZM180 212H183V211H180ZM185 212H186V211H185ZM195 212H197V211H195ZM246 212H247V211H246ZM131 213H132V214H131ZM147 213H148V212H147ZM159 213H160V212H159ZM165 213L167 214V213H169V212H165ZM175 213H177V211H176ZM191 213H192V212H191ZM191 213H190V214H191ZM213 213H214V212H213ZM221 213H220V214H221ZM253 213H254V214H253ZM138 214L141 215V213H139V212H138ZM172 214H174V213H172ZM177 214H179V213H177ZM180 214H182V213H180ZM188 214H189V213H188ZM215 214H216V213H215ZM143 215H144V214H143ZM149 215L151 216V214H149ZM162 215H163V214H162ZM162 215H161V216H162ZM191 215H192V214H191ZM194 215H196V214H194ZM194 215H192V216L195 217ZM237 215H238V212H237L236 216H237ZM122 216H123V215H122ZM150 216H149V218H150ZM153 216H155V215H153ZM158 216H160V215H158ZM174 216H175V215H174ZM178 216H179V215H178ZM178 216H177V217L175 216V217H176L177 219H179L180 217L178 218ZM180 216H181V215H180ZM182 216H183V214H182ZM196 216H197V215H196ZM215 216H216V215H215ZM253 216H252V218H256L255 216H254V217H253ZM263 216H264V215H263ZM125 217H126V216H125ZM141 217H142V216H141ZM144 217H145V216H144ZM144 217H143V218H144ZM155 217H156V216H155ZM155 217H154V219H156ZM164 217H166V216H164ZM167 217H169L168 214H167ZM183 217H184V216H183ZM193 217H192V218H193ZM248 217H249V216H248ZM257 217H258V216H257ZM143 218H142V219H143ZM145 218H147V216H146ZM151 218H152V217H151ZM169 218H170V217H169ZM169 218H167V219L169 220ZM172 218H173V217H172ZM176 218H175V219H176ZM186 218H187V217H186ZM189 218H190V216H189ZM189 218H187V219L189 220ZM212 218H213V217H212ZM217 218H218V216H217ZM246 218H247V217H246ZM252 218L250 217V219H252ZM262 218H264V217L261 216L260 219H258V221L256 220L255 222H254L255 219H253L252 222H254L255 224H256L257 222H259V223H257L256 225H255V224H254V225L251 224V222H250L251 220L247 218L248 220H247V221L245 220V223H246V224H245V223H242V224H244V225H246V226L244 227V225H242V224L240 225V227L243 226V230H242V228H240L239 226H238V227H239L240 230H242L241 232H244V230H246V229H247L246 231H250V230H252V228H251L250 230H248L249 227H251V225H253L252 227H254V226L256 227V226L259 224V225H258L259 228H261V227L264 228V226H262V225H264V221H263V220H262L263 222L260 221ZM142 219H141V220H142ZM159 219H161V218L159 217ZM167 219H166V220H167ZM181 219H183V218L181 217ZM181 219H180L179 222L182 221ZM193 219H195V218H193ZM193 219H192V221L194 222ZM196 219H197V218H196ZM198 219H199V218H198ZM200 219H201V218H200ZM200 219H199V220H200ZM213 219L215 220L216 218L214 217ZM213 219H212V220H213ZM128 220L132 221V219H128ZM128 220H127V221H128ZM139 220H140V218H139ZM161 220L163 221V217H162ZM170 220H171V219H170ZM184 220H185V217H184ZM214 220H213V221H214ZM217 220L220 221L219 219H217ZM222 220H221V225H222V222L225 221V220H223V221H222ZM233 220H234V218H233ZM249 220H250V221H249ZM134 221H135V220H134ZM137 221H138V220H137ZM162 221H161V222H162ZM202 221H203V220H202ZM226 221H225V222H226ZM228 221H229V220H228ZM231 221H232V220H231ZM248 221H249V222H248ZM125 222H126V221H125ZM128 222H129V221H128ZM143 222H144V221H143ZM151 222H153V221H151ZM151 222H150V224H152ZM161 222H160V223H161ZM179 222H177V223H179ZM183 222H184V221H183ZM198 222H199V221H198ZM208 222H209V221H207V223H208ZM215 222H216V220H215ZM247 222L251 224L249 227L247 226ZM121 223H122V222H121ZM133 223H135V222H133ZM155 223H156V222H155ZM158 223H159V222H158ZM173 223H174V222H173ZM177 223H176V221H175V224H177ZM187 223L189 224V221H187ZM194 223H195V222H194ZM200 223H201V222H200ZM200 223H199V224H200ZM209 223H210V222H209ZM211 223H212V222H211ZM223 223H224V222H223ZM260 223H261V224H260ZM106 224L108 225L107 222H106ZM124 224H125V223H124ZM124 224H123V225H124ZM131 224H132V223H130L129 225H131ZM153 224H154V223H153ZM167 224H168V223L166 222V226H167ZM184 224H185V223H184ZM184 224H183V225H184ZM103 225H104V224H103ZM139 225H140V223H139ZM164 225H165V224H164ZM169 225H170V224H169ZM169 225H168V226H169ZM171 225H174V224H171ZM177 225H178V224H177ZM177 225H176V226H177ZM179 225H180L179 227H181V224H179ZM193 225H194V224H193ZM202 225H203V224H202ZM204 225H205V224H204ZM206 225H207V224H206ZM211 225H212V224H211ZM214 225H215V224H214ZM260 225H261V227H260ZM124 226H126L125 229H123ZM124 226H123V228L121 227L122 230H124V231H122V232H125V234L123 233L124 235H123L122 232H121V234H122L121 236H122V240H123L124 244L122 245V244H121L122 242H120V245H122L123 247L121 248L122 252H119V254L121 253V254H120L121 256H119V257H121V259H122V264H170L172 261H174V260L176 261V259H175L176 256L174 257V255H176V254H173V253H177V252L179 251L178 249H180V248H178V246L181 247V248H183L182 245H184V247H185V246H188V247L183 248L184 251H185V249L187 248L186 251H185V253H188L187 250H188L189 248H191L194 244H195V246H193V247L195 248V247H196V243L199 242V240H198L197 242L195 241L196 243L193 244L192 242L194 241L193 239H195L194 237L191 236L192 239H191V238H190V239L188 238V240H189V242H188L187 239H186V240H185V239H182L183 237H180L181 235H180V236L178 235L179 237H177V238L182 239V240H180L181 242H184V241H185V242L182 243V244H180V242L178 241L180 245H179L178 243L176 244V246H175V247L177 248V249H176V252H175L174 247H172L173 250H174V252H173L172 254H170V252H172L173 250L169 249V251H167L168 249L166 250L165 247L167 246V248H171V247H170L171 244H170L169 246H168V244H166V246H165V241L163 240V242H162V241H161L162 239H161V240L158 241V242H159V243H160V242L162 243V244L160 243V246H161V245H164V247H162V248H164V254H168V255H170V256H168V255L165 256V255L161 252L163 255L161 256V254H160V255H159L160 258H157V257H159V256H157L158 253L156 254V251H155V253H153L154 255H153V254L151 255V256H153V257H152L153 259H152V258L150 259V258H149L150 256L147 257V258L150 259V262H149V260H147L146 257H145V258L143 257L144 259L140 257V256H144V255H140V253H139V247H140V246L142 247L143 244H144V246H146L145 243H147V242H145V243L142 242V243H143L142 245L139 244V238L141 237L140 231H137V230H138L137 228H134L135 231L133 230V228H132V231H130V230L125 231L126 229H128V228H127L128 225L125 224ZM134 226H135V225H134ZM137 226H138V225H137ZM147 226H148V225H147ZM147 226H146V227H147ZM160 226L163 227V225H161V224H160ZM176 226H175V227H176ZM208 226H209V225H208ZM222 226H223V225H222ZM258 226H257V227H258ZM35 227H36V226H35ZM105 227H106V226H105ZM148 227H149V226H148ZM169 227H171V226H169ZM179 227H178V229H179ZM184 227H185V226H184ZM247 227H248V228H247ZM108 228L111 229V227H108ZM139 228H140V227H139ZM155 228H156V227H155ZM164 228H165V226H164ZM171 228H173V227H171ZM182 228H183V227H182ZM189 228H190V227H189ZM191 228H192V227H191ZM193 228H194V227H193ZM196 228H197V227H196ZM200 228H202V227H200ZM205 228H206V227H205ZM209 228H210V227H209ZM244 228H245V229H244ZM105 229H106V228H105ZM109 229H108L109 233H107L108 235H107V234L105 235V237H106V236H109V237H108V238H109V243H107V244H110V245H109L110 249H107V250H109V251H107V252H109V254H112V253L114 254V253H115V255H116V253H118V251H116V248H115V246H114L115 244H113V243H115V241H114V240L111 238V236H110V234H111V233H114V232H110ZM119 229H120V228H119ZM119 229H118V231H119ZM136 229H137V230H136ZM140 229H141V228H140ZM145 229H146V228H145ZM151 229H152V228H151ZM160 229H161V228H160ZM160 229H159V230H160ZM174 229H175V228H174ZM180 229H181V228H180ZM183 229H184V228H183ZM207 229H208V228H207ZM207 229H206V230H207ZM224 229H225V228H224ZM233 229H234V228H233ZM235 229L238 230L237 228H235ZM256 229H257V228H256ZM152 230H153V229H152ZM152 230H150V231H152ZM162 230H163V229H162ZM162 230H161V232L163 233L164 230H163V231H162ZM181 230H182V229H181ZM184 230H186V229H184ZM191 230H192V229H191ZM196 230H197V229H196ZM198 230H200V229H198ZM217 230H218V229H217ZM240 230H239V231H240ZM143 231H144V230H143ZM146 231H147V230H146ZM146 231H145V233H146ZM157 231H158V230H157ZM167 231H169V230H167ZM172 231H174V230H172ZM177 231H179V230H177ZM194 231H195V230H194ZM253 231H254V230H253ZM147 232H148V231H147ZM165 232H166V231H165ZM165 232H164V233H165ZM183 232L186 233L185 231H183ZM190 232H191V231H190ZM202 232H203V231H202ZM207 232H208V231H207ZM216 232H218V231H216ZM232 232H233V230H232ZM234 232H235V231H234ZM250 232H251V231H250ZM250 232H248V233L250 234ZM261 232H263V230H262ZM145 233H144V234H145ZM150 233H151V232H150ZM164 233H163V234H164ZM170 233H172V232H170ZM170 233H169V234H170ZM187 233H188V232H187ZM187 233H186V234H187ZM191 233H192V232H191ZM196 233H197V231H196ZM196 233H195V234H196ZM203 233H204V232H203ZM227 233H228V232H227ZM248 233H247V232H246V233L244 232V234H248ZM102 234H103V236H104L105 233L102 232ZM102 234H101V236H102ZM142 234H143V233H142ZM153 234H155V232H154ZM160 234H161V233H160ZM174 234H175V233H174ZM174 234H173V235H174ZM186 234H185V236H187ZM192 234H193V233H192ZM195 234H193V236H195ZM197 234H198V233H197ZM197 234H196V239H195V240L199 239V238H198L199 235L202 236V235H201L202 233H199V235H197ZM211 234H212V233H211ZM214 234H215V233H214ZM255 234H256V233H255ZM111 235H112V234H111ZM117 235H118V234H117ZM119 235H120V234H119ZM125 235L128 236V237H129V236H132L133 238H131V239H130V238H127L126 241H125V240H124V239H125V238H124ZM146 235H147V234H146ZM148 235H149V233H148ZM157 235H158V234H157ZM165 235H167V234L165 233ZM188 235H189V237H190L191 234H188ZM212 235H213V234H212ZM237 235H238V234H237ZM239 235H240V233H239ZM242 235H243V234H242ZM258 235H259V232H258ZM262 235H263V234H262ZM113 236H114V234H113ZM144 236H145V235H144ZM154 236H155V235H154ZM207 236H208V235H207ZM207 236H206V237H207ZM252 236H253V234H252ZM118 237H120V236H118ZM165 237H166V236H165ZM168 237H169V236H168ZM168 237H167V238H164V239H168ZM175 237H176V236H175ZM234 237H237V236H234ZM242 237H243V236H242ZM244 237H245V236H244ZM253 237H255V236H253ZM253 237H252V238H253ZM257 237H258V236H257ZM262 237L264 238V236H262ZM120 238H121V237H120ZM151 238H153V236H152ZM160 238H161V237H160ZM170 238H172V237H170ZM186 238H187V237H186ZM202 238H204V240H206L205 237H202ZM208 238H209V237H208ZM208 238H207V239H208ZM246 238H247V237H246ZM249 238H250V237H249ZM249 238H248V239H249ZM263 238H262V240H263ZM105 239H106V238H105ZM129 239L132 240V243H131V244H130L131 241L129 242ZM141 239H142V241H143V238H142V237H141ZM147 239H148V238L144 239V241L147 240ZM157 239H158V238H157ZM200 239H201V238H200ZM212 239H213V238H212ZM237 239H238V238H237ZM237 239L235 238L234 240H237ZM240 239H241V238H239V240H240ZM244 239H245V238H244ZM248 239H246V240H248ZM254 239H255V238H253V240L250 242V243L252 244V246L254 245V243H252V242L254 241ZM106 240H107V239H106ZM106 240H105V241H106ZM112 240H113L114 242H113ZM149 240H151V239H149ZM169 240H170V239H169ZM169 240H168V241H169ZM173 240H175V238H173ZM173 240H172V241H173ZM190 240H191V241H190ZM204 240H203V241H204ZM255 240H256V239H255ZM119 241H120V240H119ZM175 241H176V240H175ZM175 241H174V242H175ZM203 241H201V242H203ZM241 241H242V240H241ZM249 241H250V240H249ZM249 241H246V242H249ZM150 242H151V243H152V242H155V240H152V241H150ZM150 242H149V243H150ZM156 242H157V241H156ZM156 242H155V245H156ZM176 242H177V241H176ZM231 242H233V241H230V243H231ZM235 242H236V241H235ZM238 242H239V241H238ZM238 242H237V243H238ZM246 242H245V243H246ZM256 242H258V241L256 240ZM259 242H260V241H259ZM263 242H264V241H263ZM118 243H119V242H118ZM166 243H167V242H166ZM170 243H171V241H170ZM191 243H192L193 245H192ZM208 243H209V245L211 246L210 242H208ZM208 243H206V244L204 243V245H207ZM211 243H212V242H211ZM230 243H229V244H230ZM237 243H236V244H237ZM250 243H249L248 245H251ZM104 244H105V242H104ZM129 244L132 245L131 247L134 246L135 248L133 247V248H134V249H133V248L129 247V246H130ZM197 244H198V243H197ZM219 244H220V243H219ZM255 244H256V243H255ZM261 244H262V243H261ZM128 245H129V246H128ZM138 245H140V246L138 247ZM158 245H159V244H157L156 247H157ZM174 245H175V244H174ZM201 245H202V244H201ZM222 245H223V244H222ZM222 245H221V246H222ZM241 245H242V244L240 243V246H241ZM243 245H244V242H243ZM243 245H242V246H243ZM245 245H246V244H245ZM257 245H258V244H257ZM257 245H255V246H256L255 248H258V247H259V246H257ZM259 245H260V244H259ZM263 245H264V244H263ZM263 245H262V246H263ZM107 246H108V245H107ZM107 246H106V248H107ZM144 246H143V248H142L143 251H144ZM147 246H148V244H147ZM147 246H146V248H147ZM153 246H154V244H153ZM172 246H173V245H172ZM190 246H191V247H190ZM197 246H198V245H197ZM216 246H217V245H216ZM231 246H232V245H231ZM237 246H238V245H237ZM240 246H239V247H240ZM262 246H261V247H262ZM109 247H108V248H109ZM120 247H121V246H119V248H120ZM141 247H140V249H141ZM154 247H155V246H154ZM193 247H192V248H193ZM218 247H220V245H218ZM227 247H229V246H226V248H227ZM233 247H234V245H233ZM261 247H259V248H261ZM87 248H88V247H87ZM129 248H131V250H132V249H133V250L131 251ZM148 248H149V246H148ZM148 248H147V249H148ZM194 248H193V249H194ZM196 248H197V247H196ZM210 248H211V247H210ZM229 248L231 249V247H229ZM234 248H235V247H234ZM245 248H246V246H245ZM183 249H182V250L180 249L179 252L183 251ZM198 249H199V248H198ZM198 249H197V251L199 252L201 248H200L199 250H198ZM217 249H218V248H217ZM217 249H216V250H217ZM227 249H228V248H227ZM227 249H226V250H227ZM239 249H241V248H239ZM253 249H254V248H252V250H253ZM261 249H262V248H261ZM117 250H118V249H117ZM119 250H120V249H119ZM157 250H161V249L158 248ZM165 250H166L167 252H166ZM170 250H171V251H170ZM204 250H205V249H203L202 251H204ZM218 250H219V249H218ZM228 250H229V249H228ZM231 250H233V249H231ZM262 250H263V249H262ZM36 251H37V250H36ZM146 251H148V250H146ZM151 251H152V249H151ZM161 251H163V250H161ZM195 251H196V250H195ZM202 251H201V254L199 253L200 255L203 254ZM214 251H215V249H214ZM224 251H225V249H224ZM248 251H249V250H248ZM254 251H255V253H257V252H256L257 250H254ZM149 252H150V251H149ZM158 252H160V251H158ZM165 252H166V253H165ZM168 252H169V253H168ZM179 252H178V255H182V256H183V255H184V256L187 255V254L185 255L184 252H183V253L181 252V254H180ZM206 252H207V251H206ZM216 252H217V251H216ZM216 252H215V253H216ZM222 252H223V251H222ZM239 252H241V251H239ZM242 252H243V250H242ZM245 252H246V251H245ZM251 252H252V251H251ZM251 252L249 251V254H250V255L247 254L248 252L245 254V255L248 256V257L250 256V258H248V257H246V256H245V257L248 258V260L251 259V261H253L252 259L254 258V256H252L253 258L251 257V255H252ZM260 252H261V251H260ZM142 253H143V252H142ZM146 253H147V252H146ZM204 253H205V251H204ZM233 253H234V251H233ZM253 253H254V252H253ZM258 253H259V252H258ZM258 253H257V254H258ZM263 253H264V252H263ZM105 254H106V253H105ZM119 254H118V255H119ZM144 254H145V253H144ZM150 254H151V253H150ZM155 254H156V259H155ZM188 254H189L190 256H192V255H191L192 252L190 253V250H189V253H188ZM241 254H242V253H241ZM241 254H239V255L241 256ZM106 255H107V254H106ZM115 255H114V256H115ZM197 255H198V254H197ZM221 255H222V254H221ZM221 255H218V257L215 256V258H217L218 260H216L215 258H213V259H215L216 262L212 259V260H211L212 262H211L210 264H224V263H227V261L230 260V259H229L230 256H228L227 258H228L229 260L226 258V260H225L226 262H223L225 258H224V259H221V257L223 256V255H222V256H221ZM230 255H231V254H230ZM233 255H234V254H233ZM259 255H260V254H259ZM259 255H258V256H259ZM78 256H79V255H78ZM108 256H109V255H108ZM110 256H112V255H110ZM116 256H117V255H116ZM147 256H148V254H147ZM163 256H164V258H163ZM182 256H180V257H182ZM193 256H194V255H193ZM202 256H203V255H202ZM219 256H221V257H219ZM235 256L237 257L238 255L235 254ZM261 256H262V255H261ZM263 256H264V255H263ZM112 257H113V256H112ZM112 257H111V259H110L111 261H112ZM161 257H162V258H161ZM173 257H174V258H173ZM180 257H176V258L179 259ZM188 257H189V256H186V257H184V258L187 259ZM197 257H200V256L198 255ZM236 257H234L235 260H236V262H237V261H238V262H241V259H242V258H240V257L238 256L237 258H239V259L237 260ZM241 257L244 258V255L242 254ZM255 257L257 258V256H255ZM106 258H107V256H106ZM184 258H183V259L181 258L182 260L179 259V260H177V261H182V263H180V264H184V263H183L184 261H185V264H186V263L189 264L190 262L193 263V262H194L193 259H195V262L197 261L196 258H192V257H190V258H188V259L191 260V258H192L193 261L188 260V261H190V262H188L187 260H184ZM256 258H255V260H256ZM97 259H98V258H97ZM115 259L118 260V256H117ZM173 259H174V260H173ZM198 259H199V258H198ZM263 259H264V258H263ZM152 260H155V261H154V262H151ZM183 260H184V261H183ZM233 260H234V259H233ZM242 260H244V263H246V262H245V260H246L245 258L242 259ZM213 261H214V262H213ZM230 261H231V260H230ZM230 261H229V262H230ZM251 261H247L246 264H253V262H251ZM195 262H194V264H195ZM201 262H202V261H201ZM229 262H228V263H229ZM254 262H255V261H254ZM259 262H260V261H259ZM259 262L257 261V263H259ZM191 263H190V264H191ZM230 263H232V262H230ZM234 263H235V262H234ZM257 263L255 262L254 264H257ZM263 263H264V262H263ZM263 263H262V264H263ZM172 264H174V263H172ZM198 264H199V263H198ZM239 264H240V263H239ZM260 264H261V263H260Z\"/></svg>", "mask_w": 264, "mask_h": 264}]
</instances>
